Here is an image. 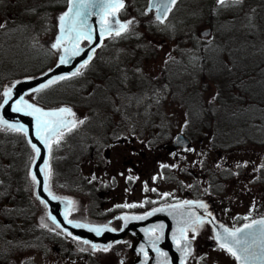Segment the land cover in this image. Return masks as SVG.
Here are the masks:
<instances>
[{"label": "rangeland", "instance_id": "374dc122", "mask_svg": "<svg viewBox=\"0 0 264 264\" xmlns=\"http://www.w3.org/2000/svg\"><path fill=\"white\" fill-rule=\"evenodd\" d=\"M3 1V4L0 3V8H5L8 4L6 0ZM18 1L19 3L22 2V0ZM135 1L126 0L128 5L123 10L122 18L126 23L131 21L128 28H133L132 31L134 33L138 27L142 28L144 31L143 36L145 41H149L148 44L136 46L140 56L143 55V61L139 63L141 59L139 54L136 57H127L125 59L127 63H125V66L123 67L128 66L127 64L132 65L130 62L131 59L136 62L134 67L138 76L142 75L143 73L141 70L145 69L146 73L150 74L149 76L156 77L161 73L162 68L166 66L171 80L167 84L159 86L157 82L153 83L142 75V79L139 81L143 80L144 85L142 87L139 86L138 90H133L131 86L124 87L128 83V75L124 74L127 81L122 79V81H125L122 83L123 89H121L122 87H117V89L122 90V93L124 94L129 92L131 95H135V102L127 103V108L120 113V115L123 116L122 118L114 116L113 119L107 120L106 118H103V120L100 121L96 120V118H91L87 125L86 123L82 124L74 133L70 132L71 130H69V128L73 127L69 124L67 127L59 128V132L61 134L59 137H53L51 134L48 135L47 138L49 140V144L51 145V150L49 151V145L47 144V158L46 163L43 166L46 175V187L52 193L71 198L74 204V216L81 218H88V216L93 213L90 208L94 207V202L98 200L96 198V194L91 196L88 193L86 187L89 185V182L87 181V184L83 183V180L77 177V175L74 174V171L69 169L68 164L70 162L65 163V160L69 157V155L74 158H79V163L83 166L84 177L88 173H91L92 168L94 169L92 172L93 176L99 177L101 174V168H99L98 161L88 157V152L90 151L92 143H95L96 145L100 144V151L103 153L107 152L103 145L105 144V140L108 139L107 137L117 136L119 138H125L136 136L137 133H140L142 137H146L147 135H151V132L156 130L157 127L160 130V132H158L161 134L159 137H162L163 139L173 137L179 131L186 132L194 140H196V157L197 153H200L202 160L209 157L211 159L216 158L220 162L225 163V160L218 156V147H212L211 128L207 127V124H202L205 121V111L203 110L202 105L204 106V104L209 105L212 103L217 94L218 83L215 79L220 74V71L217 70L227 67L229 63V74L234 77L235 80V75L237 74L236 62L241 66L246 65V67L252 64V67H255L254 65H259L261 61L264 62V0H239L238 3L230 0L223 4L216 2V0H181L176 11H172L171 16L166 22H164L165 24H148L144 28L139 26V21H142L145 18L146 20L149 19L148 22H150L154 19L153 12L146 14L147 16L145 14H142V16H139V14L134 15L137 13L133 10ZM141 1L145 2L147 0ZM251 1L255 3L256 9H253L254 6L249 7L254 5L251 3V5L249 4ZM144 7L145 5L142 7L143 10ZM19 8L23 10L24 3L23 6H20ZM20 9L18 11H21ZM0 14H2V11ZM257 14L259 15L257 16ZM211 19L214 21L213 25H211L213 27L212 34L209 38H203L200 36L199 31L209 26V20ZM46 26V24H43L41 26L43 29L40 31L38 30V32L35 33V36L43 45L52 46L56 42L57 36L56 33H46L44 31V27ZM135 35H137V33ZM160 35V38H162L160 40H163V44H160L157 40L159 38L155 37ZM255 35L257 36L254 37ZM149 42H154L157 47L154 49L152 47L153 45ZM112 47H115V44H107L105 48L101 50L103 53L108 50L106 53H109V50ZM206 50H209L207 57L211 62L206 59ZM171 54L173 56H171ZM233 58H237L235 59L236 62L233 61ZM105 61H107L106 69L110 72V75H112V71L117 68L111 64L112 62H109V59H105ZM212 61H214L215 64H211ZM224 72H228V70H225ZM238 76H240V74ZM101 83L104 87L105 85L108 86L103 81ZM184 85H187V88L189 87L197 93L200 92L199 97L196 95L198 100L197 104L195 97L188 93L187 89L182 91V87H184ZM251 88H253L255 92L260 93L261 91H264V82L256 80L251 84ZM115 90L116 88H111L110 92ZM132 91L136 92L133 93ZM3 92L2 95H0V107L7 98L3 95ZM94 97L98 98L97 96ZM23 101L42 108L45 111H56L63 108V106L60 105L55 106L57 104L50 106L45 102L46 106H44V104L36 102L32 91L25 95ZM124 105L126 106L125 102ZM144 105L150 108L148 117L156 121V124H135L137 126H145L143 130H140V132L130 129L129 124H124L125 118L132 116L131 113L127 112L134 111V113H136L137 110L143 108ZM196 105L198 106L197 115H193L190 108L194 110L196 109ZM186 106L190 107L188 111ZM103 109V107L96 105L93 112L105 113ZM80 112L83 113L82 116L87 118L86 110L83 109ZM252 112L253 111H250V114ZM234 114L235 115L226 119V121L230 123L234 122V124H238L236 126L243 128L234 133L237 138L242 137L239 135L242 134V131L245 133L246 137L238 139H234L233 137L231 144H236L240 140L245 142L241 145L242 147L236 148L235 154L228 155L229 162L221 165V167L231 169V166L233 165L234 171L232 169V175H229L230 181L235 179L234 175H237L236 169H240L242 171L253 170L259 176H263V126L261 128L259 125L248 124L246 120L248 113L245 111L239 112V114L234 112ZM66 115L67 114H64L63 118L68 121L65 117ZM0 121H3L1 113ZM106 125L109 126L107 129L106 127H103ZM147 126H149L150 130ZM0 127H3L5 130H11L2 122H0ZM151 129L153 130L151 131ZM131 131H135V133ZM1 133L3 134V132ZM1 133L0 143L4 142L5 144L6 142L4 153L2 152L3 148L0 146L1 156H4L5 160L7 159V164L9 162L12 163L13 168L17 170V173L21 176H26L25 180H27L29 184V188L27 187V190H31L32 187H34L35 192L36 180L32 179L33 173L31 172V169L37 155L36 148H33L32 145L30 148L29 146L26 147V141L23 143L22 140L19 139L18 143L21 146L23 144L26 148H24V151L19 152L21 153L20 155H15L12 160L11 157L8 159V156L12 155L11 153L9 154L11 146L9 140L11 139H3V135ZM11 136L12 135L9 137ZM57 138H59V143L55 142ZM69 138L71 139L69 140ZM200 140H203L202 145H200ZM20 145H18V149H20ZM127 147L128 148L124 145L118 144L113 150L111 148V150L108 151L110 154L112 153V157L111 162H109L107 166H112L111 170L117 174V179L119 181L117 184L119 185L124 182L126 177L129 175L128 171L131 169V166L129 167V160L132 157L135 159L136 155L133 151H131L130 145L128 146L127 144ZM158 151L160 150L150 151L144 149L142 154L138 155L142 161L138 162V160H136L147 170L161 169L159 166L163 163L166 156L164 154V150H161L160 152L162 153L156 156L155 152ZM185 159L186 157L182 158L184 161ZM172 170L176 171L177 169L173 168ZM225 172L228 173L229 170H226ZM68 175L71 176L68 177ZM131 175H133V177H131ZM135 175H137V173L130 174V178L128 179H136ZM259 176L256 177L258 180ZM144 178H146V176H141L137 183L140 182V185L143 186L142 179ZM131 183L132 182H130V184ZM141 186L140 188H135L133 193L131 191L132 188L129 187L126 193L131 192V194L134 195L133 200H141L142 196H144ZM262 186H264V184ZM162 188L166 190L167 184H164V187ZM172 188H174V186ZM174 191V194L182 193V190ZM238 200L239 199H237L236 203H239L238 205H240L242 199H240V202ZM38 206L39 207L37 208L39 211L43 212V214H48V207H44L42 204H39ZM70 247L73 252V258L59 260L56 257H51L46 259L43 256V253L39 251H35V253H31L30 255H32L31 257L35 259L34 261L37 264H120V258L118 251H116V247H109L108 251H103V248L84 250L85 247L82 243L75 241L71 242ZM74 255L77 257H74ZM89 256H91V258H89ZM22 260L23 259L20 257L16 258L15 264H21Z\"/></svg>", "mask_w": 264, "mask_h": 264}, {"label": "trees", "instance_id": "16d2710c", "mask_svg": "<svg viewBox=\"0 0 264 264\" xmlns=\"http://www.w3.org/2000/svg\"><path fill=\"white\" fill-rule=\"evenodd\" d=\"M6 1L8 4L5 8H0V13L2 11L0 15L4 17V15L9 14L11 16L12 28L0 32V95H2L4 90H8V84L21 78H28L40 74L56 61L57 51L43 45L41 41H38L39 39L35 36V33H37L38 30H42L43 28H41V26L46 24L47 26L44 27V31L54 34L56 31L57 14L64 9L66 3V0H22L21 3H19L18 0ZM0 3L3 4L4 1L0 0ZM23 3L24 11L19 8L23 6ZM250 3L254 5L249 7L254 6L253 9H256L255 3L252 1L249 2V4ZM143 6L144 2L136 0L134 3V10L137 13H142ZM19 9L21 11H18ZM258 15L259 14H257V16ZM213 22V19L209 20V23L212 25ZM148 24L154 25L153 22H148L143 19L140 21L139 26L144 28ZM136 33L137 35H135ZM143 35L144 31L142 28L138 27L135 33L127 29L126 31H122L120 35L115 34L111 38H107V42H114L115 44V47L110 48L109 53H106L107 51L103 53L99 50L93 59H97L95 63H90L91 65L88 64L84 70L82 69L79 71L80 74L78 75H63L67 78L63 80L54 79L56 82L51 84H49V82L46 83L48 87H40L39 89L41 90L35 92V99H37V101H41L42 99L44 105H46V103L50 106L57 104L63 106V108L71 109L74 116L66 115L65 117L68 121H75L76 125L71 128L70 131L72 133L76 132L82 124H87L88 121L91 120V117L96 118V120L98 118L100 120H103V118L110 120L114 117L113 113L120 115L122 110L113 108L110 103L99 106L104 108L103 111H105V113H95L93 110L97 104L99 105L105 100L110 101L112 95L115 96L116 91L118 95H116L115 98H121L122 90H118L117 87L119 86L117 85L122 81L121 66L127 62L124 60L121 65H119V62L126 59L125 57H136L139 54L136 46L140 41L145 40ZM256 36L257 35L254 37ZM155 37L159 38L158 40L162 39L160 38L161 35ZM123 44L125 45L123 46ZM152 47L155 49L157 46L153 45ZM208 51L209 50L205 51L206 59L210 61L207 57ZM105 59H109V62H112L111 64L117 68L112 71V75H110V72L106 69L107 61H105ZM142 59L141 57L140 60L142 61ZM235 59L233 58V61L236 62ZM130 61L132 60L130 59ZM263 63L264 62L261 61L259 65H254L255 67H252L253 64L246 67V65L241 66L236 62L237 74L235 75V80L234 77L229 74V63L227 67L217 70L220 71V74L215 79L218 83L217 94L212 103L209 105H202L205 111V121L202 124H207V127H210L212 130V146L215 144L216 147H220V152H224V154L231 153L230 151H232L234 147L237 145L241 147V145L244 144L243 142H245L240 140L236 144H231L233 137L234 139L237 138L234 133L237 130L243 129L242 127L236 126L238 124H234V122L230 123L226 121V119L235 115L234 112L238 114L242 111L247 112L248 117L246 120L248 124L259 125L261 128L263 126L262 130L264 133V91L257 93L251 88V84L256 80L264 82ZM211 64H215L214 61H212ZM225 70H228V72H224ZM239 74L240 76H238ZM147 78L153 83L157 82L159 86H163L171 80L166 66L162 68L161 73L156 77ZM102 81L108 86L105 85L104 87L101 83ZM93 88L97 89L98 93L96 95L102 102H97V100H95V91ZM111 88H116V90L110 92ZM185 89L188 88L185 87ZM182 90H184V87ZM123 97V102L126 103V106L127 103L135 102L133 97H131L129 101H127V98H129L128 96ZM197 102L198 100H196V104ZM197 107L196 105V109L194 110L187 107V111L190 108L191 113L197 115ZM83 109L87 111V118L82 116L83 113L80 112ZM109 110H114V112L112 113ZM250 111L253 112L250 114ZM144 112V109H140L136 113L131 112L134 118L126 119L125 123L156 124V121L149 118L147 113ZM153 131L154 133L152 136L159 138L161 134L155 132V130ZM10 135L12 136L9 137ZM239 135L244 136L245 133L242 131V134ZM2 138L11 139L9 140L11 144L9 154L11 153L12 155L8 156V159L11 157V160L15 155H20L21 153L19 152L24 151V148L28 146L30 148L31 146L24 133L22 136L20 134L14 136L13 133L5 132ZM19 138H22L21 140L23 143L24 141L27 142L25 145L26 147L18 143ZM70 139L71 138H69V140ZM160 143L161 141H154L152 142V146L157 147ZM5 144L4 142L0 143V146L3 148V153L5 152ZM94 144L95 143L91 144L88 157L96 159L99 168L102 170L105 158L104 156L102 157L103 154L100 151L101 145L95 144V146ZM18 145H20V149H18ZM155 153L156 156L160 154L158 152ZM164 154L167 164H169L170 160L174 162V160L179 159L174 154H170L168 150ZM105 157L107 158V156ZM4 158L5 157L1 156L0 153V264H15V260L18 257L23 259L21 264H34L32 261L33 259L27 258L26 256L35 251L42 252L45 258L56 257L59 260L73 258V252L70 247L72 238L61 228L56 226L49 219L47 213L43 214V212L38 210L37 207H39V204H42L44 207L45 205L36 197L34 187H32L31 190H27L29 184L28 181L25 180L26 176L24 177L17 173L12 163L9 162L7 164V159L5 160ZM65 163H69V169L74 171V174L81 178L83 183L87 184L91 176H89L90 173L87 174L89 178L87 175L85 177L83 176V166L82 164L80 165L78 157L74 158L69 155ZM212 168L215 167L213 166ZM92 171H94L93 168L91 172ZM70 176L71 175H68V177ZM92 177L93 180H89V185L92 184V186H94L96 183H100V180H98L100 179V175L99 177ZM96 196H98V201L101 200V193H98ZM99 209L100 204L97 205L96 211L99 212ZM44 225H47V227ZM74 257L77 256L74 255ZM89 258H91V256H89Z\"/></svg>", "mask_w": 264, "mask_h": 264}, {"label": "flooded vegetation", "instance_id": "af4514ba", "mask_svg": "<svg viewBox=\"0 0 264 264\" xmlns=\"http://www.w3.org/2000/svg\"><path fill=\"white\" fill-rule=\"evenodd\" d=\"M180 2L181 0L174 2L172 6L174 12ZM106 141L105 149L109 151L111 148L113 150L117 144L124 145L126 148H128L127 144L131 146V151L136 155L135 159L132 157L129 160V167L131 166V169L128 172H134L137 175H135L136 179H125L120 185L102 184L100 186V209L99 214H96L100 216L103 222L115 226L118 225L119 229L123 224L122 216L124 214L144 215L152 209L180 201L204 199L209 205L212 219L204 217L203 224L197 223L194 227L187 229L186 236L192 245V253L184 260V264H241L226 249L219 247L220 243L216 239L217 232L213 221L224 225L227 229L235 230L260 217H264V186H262L264 184V175L259 176L253 170H240L236 172L237 175H234L235 179L230 181L229 175L225 176L221 174V178L214 170H209L208 173L207 169L203 168L201 157L198 155L196 168H190V171L186 169L178 170L176 174H179V180L169 179L163 175V173H167L169 170L160 169L162 173L160 170H147L140 165L141 163H138L142 161L138 155L142 154L143 149L151 150L147 146L150 143L149 138L131 136L118 139L109 138ZM167 150L169 152L176 150L182 154H186L185 150L175 148L170 144ZM176 154L178 153L176 152ZM107 172L108 169L106 168L105 173ZM141 176H146V178L142 179L143 186L140 185V182L137 183ZM257 176H259V180L256 178ZM130 182L132 183L130 184ZM164 184H167V188L169 189L166 188L164 190L162 188ZM140 186L143 189L144 196H142L141 200H133L134 195L131 192L126 193V191L131 187L133 193V190L140 188ZM173 186L174 188H172ZM174 190H182V193L174 194ZM237 199H239V202L242 199L240 205L236 203ZM125 205L135 206L126 207ZM157 221L160 222L161 218H158V220L146 219L144 220L145 227L147 228L150 224L157 223ZM149 231L156 236L159 235V231L155 227L149 228ZM179 236L180 233L178 232L175 239L176 246ZM120 243L122 247L118 248V251H121L122 254H128L131 240L125 239ZM182 243L185 242L181 241L179 247L182 246Z\"/></svg>", "mask_w": 264, "mask_h": 264}, {"label": "water", "instance_id": "95a60500", "mask_svg": "<svg viewBox=\"0 0 264 264\" xmlns=\"http://www.w3.org/2000/svg\"><path fill=\"white\" fill-rule=\"evenodd\" d=\"M79 2L80 0H77L78 4ZM108 2L109 0H85L88 7L81 9L83 13L81 18L86 21L87 28L85 31L91 32L90 43L88 45H81L80 42L83 40V38H81L78 43L80 49L79 54L73 56L71 55V49L75 41V33H72V39H68L65 35L64 40H66V44L62 46V54L59 58V62L50 71L43 75L17 82L12 88L11 98L8 99L7 104L4 103L1 112L7 120L21 122L26 126L31 142L39 149L33 165V172L38 181L37 193L39 197L44 199L49 205V215L53 221L70 234L80 236L93 245L106 246L113 241L125 237H131L132 244L129 250L130 257L127 260H124L122 264H163L166 263L169 258H171V262H169L170 264H178L177 258L179 255L174 246H172L170 234L172 232H177L179 228H185L190 221L194 219V216L189 215L191 209L187 211V208L193 206L192 209L195 210L199 207L201 202L174 205L167 209L166 215H162V213L158 212H155L153 215L151 214L152 220L160 217L163 218L164 216L166 217L165 226H161L164 229L165 234L159 239L150 236L143 231L145 225L144 221H136L130 216L126 217L123 229L121 230H115L105 224H91L69 219L68 212L72 205L71 200L53 195L45 187L43 165L46 161L47 147L44 141L37 135L36 117L29 114V109H24V111L20 112L15 111L17 101L23 97L29 89L45 82L55 75L72 73L80 64L89 60L88 58L92 56L95 47L101 42L103 36L108 33L107 31H104V27H110L112 31L119 29V25L123 24V22L119 20L117 14H115V17L110 15L109 21H114L110 26L102 25L101 23L102 16H106L103 6ZM172 4L173 0H149L147 10L150 11L151 9H156V17L159 15L160 20L163 21L166 19ZM70 7H72V0H69L67 9L61 15L67 12ZM75 11L76 10L74 9L73 15L75 14ZM64 24L66 33L71 24V18L66 20ZM58 26V37H60L62 35L60 20ZM211 32L212 28L206 27L202 30L201 34L203 36H209ZM64 48H68L69 52L65 53ZM62 56L66 57V63L60 62ZM174 144L188 148L191 145V141L184 134H179L175 137ZM68 221H72V223H68ZM155 224L157 227L161 225L160 223ZM78 225H87V227H79ZM244 226L241 228H244ZM262 228H264V226L256 225L252 229H245V231L240 234L241 239L246 240V244L238 246V252L241 256L247 258L248 264H264V233L261 231ZM95 229H100V231L97 232ZM218 233L223 236L224 230L218 229ZM245 247L248 248L247 253L243 251ZM145 252L148 254L145 255ZM239 262L241 263L240 260Z\"/></svg>", "mask_w": 264, "mask_h": 264}, {"label": "snow or ice", "instance_id": "6c2138e0", "mask_svg": "<svg viewBox=\"0 0 264 264\" xmlns=\"http://www.w3.org/2000/svg\"><path fill=\"white\" fill-rule=\"evenodd\" d=\"M175 0H173V3ZM233 2L238 3L239 0H233ZM219 3L223 4L225 3V0H219ZM88 7V4L85 3V0H80L79 4L77 3V0H72V7L68 9L67 12H65L63 15L59 17L60 20V27H61V33L62 35L57 38L56 42L52 45L53 48H61L63 40L65 39V35L68 39H72V33H75V41L73 43V47L71 49V55L75 56L79 54V47L78 43L81 38L90 40L91 39V32L85 31L87 28L86 21L82 19V11L81 9ZM104 12L108 15H111L115 17V12L123 7V0H109L108 3H106L104 6ZM75 11V14L73 15V10ZM71 18V24L67 29V32L65 33V24L64 22ZM157 19H160V16H157ZM114 21L107 20L104 16H102L101 23L102 25L110 26ZM131 23L129 21L128 23L120 24L119 29L116 30L115 34L120 35L121 31H126L128 29V25ZM104 31H107L109 34H111L112 29L110 27H104ZM64 52L68 53L69 49L64 48ZM89 60L91 57L88 58ZM61 63H66V57L62 56ZM88 63V60L84 62V64L81 65V67H85ZM79 69L73 75H78ZM67 77L60 76L58 79L63 80ZM56 81H49V84L55 83ZM42 88L48 87V84L42 85ZM41 89H36V91H40ZM12 89L9 88L7 91L4 92V96L8 99L11 98ZM8 99H5L4 103H8ZM23 105V107H21ZM30 109V115H33L36 117V129H37V135L40 137L41 140L44 141L45 144L49 145V151L51 150V145L49 144L48 135L51 134L53 137H59L61 134L59 132L60 127H67L69 124L71 127H75V121H66L63 117L64 114H67L68 116H74V113L71 112V109L67 108H60L56 111H45L42 108L36 107L35 105L29 104L26 101L18 100L17 101V107L15 108V111L20 112L24 111V109ZM49 118H56V119H49ZM3 124H6L8 128H10L12 131L15 132H26V129L19 124H8L7 121H0ZM82 123V121H81ZM71 130V128H69ZM56 143H59V138L56 139ZM33 148H36L35 145H33ZM37 152H39V149H36ZM32 179L35 180V174H33ZM192 201H184V204H192ZM126 207H134L135 205H125ZM199 207L206 208L207 205L201 203L199 204ZM155 211H164V209H156ZM143 217H133V219H142ZM55 219V218H53ZM68 223H72V221H68ZM193 223L203 224L204 220L201 217H197L196 220ZM256 225L264 226V219L253 221L250 224H246L244 228H238L235 230H230L225 228L224 229V235L222 236L220 233H217L216 239L220 241L219 247L221 249H226L232 256L236 257L237 260L241 261V264H248V260L246 257L241 256L238 252V246L246 244V240L241 239V233L245 231V229H252ZM47 227V225H44ZM79 227H87V225H78ZM97 232L100 231V229H95ZM195 231V229H193ZM262 233H264V228L261 229ZM178 232L180 233L179 238L177 239V246L179 247L181 244V241H184L186 243V247L182 249L184 252V255L187 256L190 254V244L187 242L188 238L186 236L187 229L186 228H179ZM70 234V233H69ZM159 239V237H157ZM84 243H88L87 241H84ZM93 248H97V245H92ZM110 247V246H109ZM103 251H108V247L103 248ZM245 253L248 252V248L245 247L243 249Z\"/></svg>", "mask_w": 264, "mask_h": 264}]
</instances>
